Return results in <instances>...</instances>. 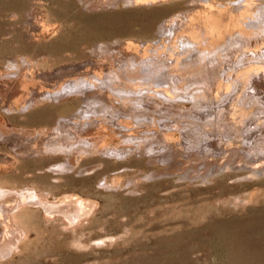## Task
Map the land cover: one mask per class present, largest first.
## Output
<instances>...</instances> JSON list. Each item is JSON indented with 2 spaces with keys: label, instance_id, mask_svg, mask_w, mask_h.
<instances>
[{
  "label": "rangeland",
  "instance_id": "1",
  "mask_svg": "<svg viewBox=\"0 0 264 264\" xmlns=\"http://www.w3.org/2000/svg\"><path fill=\"white\" fill-rule=\"evenodd\" d=\"M257 122L264 0H0V264H264Z\"/></svg>",
  "mask_w": 264,
  "mask_h": 264
},
{
  "label": "bare ground",
  "instance_id": "2",
  "mask_svg": "<svg viewBox=\"0 0 264 264\" xmlns=\"http://www.w3.org/2000/svg\"><path fill=\"white\" fill-rule=\"evenodd\" d=\"M248 3H249V1H248ZM247 5V4H246ZM245 6V5H244ZM173 21V20H172ZM172 32H174V31H172ZM159 35H160V33H159ZM171 35V34H170ZM220 56V55H219ZM192 58H194V57H192ZM204 58V57H203ZM196 59V58H195ZM201 59V58H200ZM192 60V59H191ZM197 60H199V59H197ZM203 60V59H202ZM201 60V61H202ZM181 61V60H180ZM204 61V60H203ZM191 62V61H190ZM195 62V61H194ZM197 62V61H196ZM206 62H207V60H206ZM211 62L213 63H219L220 64V62H219V60H218V58L217 57H213V58H211ZM179 63V62H178ZM186 63H187V61H186ZM202 63V62H201ZM200 63V64H201ZM197 65H198V63H197ZM206 65H208V64H206ZM209 66V65H208ZM175 68V67H174ZM182 68H183V65H182ZM197 68V67H196ZM214 68H212V71H214L213 70ZM200 70V69H199ZM188 71V70H187ZM186 72V71H185ZM215 73V75H217V73L216 72H214ZM206 74V73H205ZM210 74V76L211 75H213V73H209ZM261 74V73H260ZM230 75V74H229ZM228 75V76H229ZM200 77V76H199ZM206 77H208V76H206ZM209 78V77H208ZM210 79V78H209ZM215 79V78H214ZM87 81V80H86ZM172 81V80H171ZM210 81V80H209ZM85 82V81H84ZM93 82V81H92ZM202 82V81H201ZM72 83V82H71ZM71 83H70V85H71ZM76 84V83H75ZM74 84V85H75ZM94 84V83H93ZM175 84V83H174ZM215 84V83H214ZM99 85V84H98ZM108 85V84H107ZM110 85V84H109ZM200 85H202V83L200 84ZM84 86V85H83ZM85 86H88V85H85ZM93 86V85H92ZM192 86V85H191ZM203 86V85H202ZM75 87V86H74ZM179 87V86H178ZM201 87V86H200ZM206 87V86H205ZM175 88V87H174ZM177 88V87H176ZM202 88H204V87H202ZM77 89V88H76ZM107 89V88H106ZM258 89V88H257ZM259 89H261L260 87H259ZM108 90V89H107ZM177 90V89H176ZM208 90V89H207ZM169 91V90H168ZM184 91V90H183ZM205 91V90H204ZM262 91V90H261ZM186 92V91H185ZM105 93V92H104ZM170 93V92H169ZM192 93V92H191ZM195 93V92H194ZM205 93V92H204ZM107 94H109V93H107ZM171 94V93H170ZM166 95H168V94H166ZM167 97V96H166ZM194 97H195V95H194ZM186 98V97H185ZM190 98V97H189ZM198 98V97H197ZM256 98V97H255ZM166 99V98H165ZM171 100V99H170ZM191 100H192V98H191ZM190 100V101H191ZM251 100V99H250ZM171 102V101H170ZM210 105V104H209ZM131 107V106H130ZM216 109V108H215ZM87 110V109H86ZM131 110H132V108H131ZM97 113V112H96ZM216 114V113H215ZM99 115V114H98ZM105 115V114H104ZM211 115H212V113H211ZM214 115V114H213ZM212 115V117H214ZM217 116V115H216ZM211 117V118H212ZM202 118H204L203 116H202ZM201 118V119H202ZM216 118V117H215ZM208 119V118H207ZM205 120V119H204ZM212 120H213V118H212ZM89 121V120H88ZM211 121V120H210ZM210 121H209V123H210ZM74 122H76V121H74ZM200 122V121H199ZM203 122V121H202ZM201 122V123H202ZM205 122V121H204ZM253 122H256V120L255 121H253ZM73 123V122H72ZM173 123V122H172ZM208 123V122H207ZM69 124V123H68ZM85 124V123H84ZM200 123H198V125H199ZM127 125V124H126ZM161 125V124H160ZM214 125V124H213ZM246 125V124H245ZM228 126V125H227ZM234 126V125H233ZM232 126V127H233ZM77 127V126H76ZM130 127V126H129ZM246 127V126H245ZM63 128V127H62ZM119 128H120V126H119ZM126 128V127H125ZM124 128V129H125ZM227 128V127H226ZM234 128V127H233ZM72 129V128H71ZM228 129V128H227ZM239 129V128H238ZM64 130V129H63ZM66 130V129H65ZM233 130V129H232ZM234 131V130H233ZM243 131V130H242ZM75 132V131H74ZM230 133L231 134H229L228 136H230V140H228L229 142L231 141V140H234V139H236V137H239L240 138V140H241V142L245 145L244 147H243V157H241L240 158V161H242V166H243V168L242 169H247V168H250V166L249 165H247L246 164V161H255V159H257V158H259V160H260V158L261 157H264V126L263 125H261L260 123H258L257 122V124H255L254 125V123L250 126V127H248L247 129H245L244 130V132H235V133H232L231 131H230ZM81 134V133H80ZM198 134V133H197ZM228 134V133H227ZM79 135V134H78ZM213 135V134H212ZM97 136V135H96ZM89 137V136H88ZM92 137V136H91ZM127 137V136H126ZM227 137V136H226ZM232 138V139H231ZM95 139V138H94ZM191 139V138H190ZM65 140V139H64ZM70 140V139H69ZM138 140V139H137ZM183 140H186V139H183ZM89 141V140H88ZM96 141V140H95ZM227 140L225 139V140H223V141H217V142H214L213 143V141H211L210 140V142H204L203 144H201V146L199 147V149H202V154H205L206 155V153H209V150H210V148L209 147H217V146H220V147H222L221 145V143H225ZM65 142V141H64ZM74 142H75V140H74ZM92 142V141H91ZM52 143V142H51ZM86 143V142H85ZM94 143V142H93ZM234 143V142H233ZM74 144V143H73ZM83 144V143H82ZM79 144H77V146H78ZM76 146V145H75ZM80 146V145H79ZM85 146H86V144H85ZM186 146H189V141H188V144L186 145ZM53 148H54V146H52ZM195 147V146H194ZM57 148H59V146H57ZM64 148V147H63ZM71 148H73V147H71ZM78 148V147H77ZM75 149V148H74ZM198 149V148H197ZM218 149V148H217ZM65 150V149H64ZM86 150V149H85ZM220 152H221V149H218ZM232 150H234V149H232ZM241 151V148H236L234 151L235 152H237V151ZM113 152H114V150H112ZM171 151V150H170ZM218 151V152H219ZM240 151L238 152V154L240 153ZM14 152V151H13ZM224 152V151H223ZM107 153H109V152H107ZM255 153V154H254ZM110 154V153H109ZM114 154H116V153H114ZM119 154V153H118ZM123 154V153H122ZM122 154H120V155H122ZM119 155V156H120ZM113 156V155H112ZM118 156V155H117ZM191 156H194V159L196 158V156H198V154H192ZM190 156V157H191ZM207 156V155H206ZM217 161V160H216ZM233 160L232 159H229V160H227L226 161V163H231ZM238 161V160H237ZM66 164V163H65ZM68 164V163H67ZM231 165V164H230ZM239 165H241V164H238V165H236L237 167H238V169H240V167H239ZM54 166V165H53ZM70 166V165H69ZM225 166H226V164H225ZM61 168V167H60ZM70 168V167H69ZM213 171H216V170H220L222 167H221V165L220 164H218L217 165V163H216V165H214L213 166ZM223 168H225L224 167V165H223ZM229 168V167H228ZM57 170V169H56ZM241 170V169H240ZM253 170V169H252ZM188 171H190V170H188ZM192 171V170H191ZM244 171V170H243ZM242 171V172H243ZM248 171H250V170H248ZM55 172V171H54ZM59 172V171H58ZM66 202V203H65ZM65 202H60V203H57V202H53V203H49L47 206H48V210L49 211H51V212H62L68 219H75V218H77L79 215H82V213L85 211V208H86V205L83 203V202H81V201H78V200H69V201H65ZM65 217V218H66ZM12 245V242H11V240H4L3 242H1L0 243V254H5L6 252H8V250H9V248H10V246Z\"/></svg>",
  "mask_w": 264,
  "mask_h": 264
}]
</instances>
